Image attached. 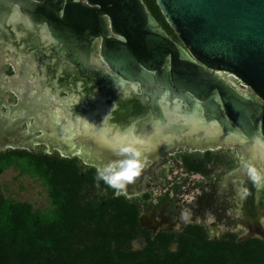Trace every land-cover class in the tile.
<instances>
[{
  "label": "water",
  "instance_id": "1",
  "mask_svg": "<svg viewBox=\"0 0 264 264\" xmlns=\"http://www.w3.org/2000/svg\"><path fill=\"white\" fill-rule=\"evenodd\" d=\"M154 2L181 45L142 0H0V66L8 54L20 78L41 84L37 93L28 82L25 91L13 88L18 103L5 106L4 91L10 88L0 83V109H7L0 120L5 123L18 113L24 120L32 114L57 124L60 112L45 109L43 87L55 83L49 99H57L62 83L75 84L68 97L76 93L82 103L94 104L98 95L109 104L105 117L96 113L105 127L108 116L115 131L133 123L147 161L175 147L236 149L241 168L242 161H251L264 169V0ZM0 77L6 78L1 69ZM119 78L120 90L99 87ZM91 85L92 91L84 93ZM243 88L253 96L238 91ZM87 111L83 105L76 117ZM12 130L0 128V138ZM80 133L78 143L94 147L91 157L119 158L116 153L124 145L101 144L86 129ZM79 156L86 157L84 152ZM253 235L264 240V228L240 241Z\"/></svg>",
  "mask_w": 264,
  "mask_h": 264
},
{
  "label": "trees",
  "instance_id": "2",
  "mask_svg": "<svg viewBox=\"0 0 264 264\" xmlns=\"http://www.w3.org/2000/svg\"><path fill=\"white\" fill-rule=\"evenodd\" d=\"M142 1L173 34L154 0ZM6 156L25 159L47 186L54 209L50 217H42L29 204L0 198V264H264V240L259 238L239 242L226 234L209 240L202 228L192 225L152 238L138 226L136 205L122 197L102 196L85 205L80 193L97 184V172L81 168L77 160L14 151L0 154V174ZM137 234L145 244L132 250ZM172 242L175 250L169 249Z\"/></svg>",
  "mask_w": 264,
  "mask_h": 264
},
{
  "label": "flooded vegetation",
  "instance_id": "3",
  "mask_svg": "<svg viewBox=\"0 0 264 264\" xmlns=\"http://www.w3.org/2000/svg\"><path fill=\"white\" fill-rule=\"evenodd\" d=\"M147 10L170 39L181 45L175 35L170 34L148 8ZM6 58L7 62L5 64L1 63L0 69L3 76L11 78V81L0 77V83H7L10 88V90L4 91L5 106L8 104L15 106L18 103V97L13 93V88L20 93L25 91V84L28 82L35 87L32 92L37 93L38 88H36V85L41 87V84L39 82L35 85L30 77L25 80L20 78L12 65L8 63V60L14 61L15 59L8 54H6ZM62 84L57 99L53 97L44 103L45 109L48 111L60 112L58 115L55 113L60 118L59 123L56 124L50 121L46 116L42 119L40 117L36 119L32 114H29L28 120H24V115L18 113L5 123L0 120V128L4 131L14 129L5 139L0 138V154L26 151L28 153L55 156L60 159H74L78 161V165L82 162L87 169H93L97 172V168H102L118 158L112 156H107L105 159L91 157L89 152L94 147L78 143L79 132L82 129L92 128L97 123L98 117L97 114L91 113L94 104H90L89 101L82 103L80 98H76V93L68 97V91L71 87L73 86L76 89L75 84L71 86L66 83ZM80 84L82 85V82ZM46 86L50 85L46 84ZM93 88L92 85L89 88H84V93L92 91ZM53 90L56 91L51 87V96L54 94ZM238 91L253 96L247 88ZM83 105L89 108V115L91 116L86 117L85 120L83 119L85 127H78L71 119L76 117L77 111ZM106 106H109V104L106 103ZM45 109L44 111H46ZM5 113H7V109L2 107L0 118ZM67 113L71 117H66ZM55 114L53 115L56 117ZM111 118L112 116H108L105 120L106 128L109 131L112 130ZM18 120H21V122H17ZM56 126L60 128L61 133L67 131L66 135L68 136L60 137L54 132ZM51 129L53 130L52 133H48L47 130L51 132ZM68 129L77 130L75 132L78 134L68 133ZM34 150L36 152H33ZM214 150L226 151L221 148ZM214 150L175 147L165 157L154 162L147 161L141 176L134 184L127 187L125 193L117 195L115 190L109 187L112 190L109 199L122 197L128 203L135 204L138 209V226L141 230L148 231L152 238L159 233H180L186 227L192 225L202 228L207 237L210 232L225 230L226 234L234 235L237 240L234 233L253 234L257 227L264 228V223L260 221L261 218H264V188L257 189L247 175H243L238 152L232 162L220 161V163L212 156ZM83 152L86 157L79 156ZM155 181L164 187V191L159 195H153L152 193L151 186L157 184ZM244 188L249 191L247 196L243 195ZM190 192L192 197L187 200L185 196ZM185 209H191L193 212V216L188 223L180 219L181 213ZM138 238L144 246L145 239L139 234L134 236L130 244ZM173 245L176 249L175 242L170 243L169 249Z\"/></svg>",
  "mask_w": 264,
  "mask_h": 264
},
{
  "label": "rangeland",
  "instance_id": "4",
  "mask_svg": "<svg viewBox=\"0 0 264 264\" xmlns=\"http://www.w3.org/2000/svg\"><path fill=\"white\" fill-rule=\"evenodd\" d=\"M3 12V11H2ZM1 12V13H2ZM3 35H6V32H1ZM30 42H24L23 46L28 49H33L34 47L30 46ZM56 50V49H55ZM59 57L61 58L63 55L59 51ZM63 59V58H61ZM120 79V78H119ZM115 82H110L108 84L100 83L99 87L105 88L108 90H120L122 80H114ZM56 84L53 83L52 86L43 87V93L45 95V100H49L51 87H54ZM92 102H94V108L91 111L93 114L102 113V117H105V111L110 109V107L106 106L105 100L101 96L93 97ZM90 111L81 114L78 117L71 119L78 127H83V119L85 117L91 116L89 115ZM66 117H70L67 113ZM81 121V124H80ZM79 122V123H77ZM133 123H124L120 124L116 127V131L113 129L109 131L105 126L104 122L98 121L92 126V128L86 129L88 132L93 134V137L100 141L101 144L109 143L110 145H126L130 142L134 143L138 139L133 133ZM103 136V137H102ZM102 137V138H101ZM105 138V139H103ZM214 150V149H213ZM33 152H36L34 150ZM239 152L236 149H228L226 151L214 150L212 153L216 161H221L225 163L232 162L236 153ZM4 153V152H2ZM220 162V163H221ZM79 166L83 169H87V167L80 162ZM157 183V181H155ZM105 184H99V187L96 185H86L80 193L81 199L85 203V205L90 203H96L102 196H108L111 193V189L108 187L106 189ZM153 195H159L164 191V187L160 184H155L151 186ZM191 193V192H190ZM188 193L185 198L190 200L192 197V193ZM0 198L3 201H8L12 203H23L29 204L34 213H38L39 216L42 217H50L52 215V211L54 209L51 201L48 197L47 186L44 184L43 180L39 179L35 176L31 169L28 167L24 158H16L6 156L3 160V171L0 174ZM181 204V203H180ZM145 209V208H144ZM260 221L264 223V218H261ZM176 227V225H174ZM226 234L225 230H219V232L214 231L210 232L208 235V239H220ZM237 237V240L240 241L247 234L245 233H234ZM255 237L254 235L252 236ZM143 247L142 241L138 238L132 241L130 244V248L132 250H139ZM170 250H175V246H171Z\"/></svg>",
  "mask_w": 264,
  "mask_h": 264
},
{
  "label": "clouds",
  "instance_id": "5",
  "mask_svg": "<svg viewBox=\"0 0 264 264\" xmlns=\"http://www.w3.org/2000/svg\"><path fill=\"white\" fill-rule=\"evenodd\" d=\"M142 144V140H137L134 143L130 142L121 146L116 153L118 159L109 162L102 168H97V187H99V181H103L104 184L115 190L117 195L126 192L127 187L136 182L146 166L147 157L138 146ZM242 169L257 189L264 188V169H258L251 161H242ZM248 194V189L244 188L243 195L247 196ZM192 216L191 209H185L181 213L180 219L188 223Z\"/></svg>",
  "mask_w": 264,
  "mask_h": 264
},
{
  "label": "bare ground",
  "instance_id": "6",
  "mask_svg": "<svg viewBox=\"0 0 264 264\" xmlns=\"http://www.w3.org/2000/svg\"><path fill=\"white\" fill-rule=\"evenodd\" d=\"M35 86V85H34ZM73 100V99H72ZM69 102V101H68ZM52 108V107H51ZM55 109V108H54ZM57 109H58V107H57ZM51 114H53V113H51ZM56 115V114H55ZM55 117V116H54ZM78 117V116H77ZM74 118V117H73ZM86 118V117H85ZM88 119V118H87ZM85 120V119H84ZM49 121V120H48ZM54 122V121H53ZM77 123H79V122H77ZM80 124H81V121H80ZM78 125V124H77ZM84 125V124H83ZM74 126V125H73ZM75 127H77V126H75ZM83 127H85V126H83ZM87 128V127H86ZM72 129V128H71ZM70 130V129H69ZM79 130V129H78ZM81 130V129H80ZM72 131V130H71ZM80 133V132H79ZM75 134V133H74ZM81 134V133H80ZM74 136V135H73ZM76 137V136H75ZM103 137V136H102ZM101 137V138H102ZM103 139H105V138H103ZM91 147V146H90ZM101 168V167H100Z\"/></svg>",
  "mask_w": 264,
  "mask_h": 264
}]
</instances>
